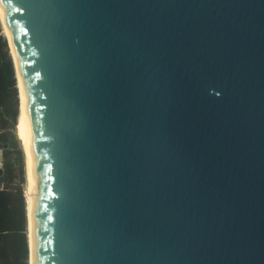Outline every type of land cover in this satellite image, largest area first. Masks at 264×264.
Listing matches in <instances>:
<instances>
[{"label":"water","instance_id":"water-1","mask_svg":"<svg viewBox=\"0 0 264 264\" xmlns=\"http://www.w3.org/2000/svg\"><path fill=\"white\" fill-rule=\"evenodd\" d=\"M1 1L35 264H264V0Z\"/></svg>","mask_w":264,"mask_h":264},{"label":"trees","instance_id":"trees-1","mask_svg":"<svg viewBox=\"0 0 264 264\" xmlns=\"http://www.w3.org/2000/svg\"><path fill=\"white\" fill-rule=\"evenodd\" d=\"M16 70L0 20V142L4 149V185L0 188V264H29L26 222L24 159L12 130L19 115Z\"/></svg>","mask_w":264,"mask_h":264},{"label":"bare ground","instance_id":"bare-ground-1","mask_svg":"<svg viewBox=\"0 0 264 264\" xmlns=\"http://www.w3.org/2000/svg\"><path fill=\"white\" fill-rule=\"evenodd\" d=\"M0 17L3 25V31L7 35L10 46L11 53L14 57L15 70L17 77V85L19 89V99H20V111L19 118L17 121V129L20 141L22 143L24 157H25V170H26V204H27V217H28V242H29V264H35V213H36V167H35V155L33 146V137L31 131L29 107L21 72V67L16 52L13 37L10 31L9 24L3 15L2 1L0 0ZM1 157V156H0ZM3 160V157L0 160Z\"/></svg>","mask_w":264,"mask_h":264},{"label":"rangeland","instance_id":"rangeland-1","mask_svg":"<svg viewBox=\"0 0 264 264\" xmlns=\"http://www.w3.org/2000/svg\"><path fill=\"white\" fill-rule=\"evenodd\" d=\"M0 19H1V17H0ZM1 24H2V21H1ZM2 27H3V25H2ZM14 58V57H13ZM17 78V77H16ZM18 106H19V111H20V99H19V104H18ZM18 118H19V115H18ZM4 158V157H3ZM26 167V166H25ZM26 180H27V177H26V170H25V181L22 183V185H23V193H24V198L26 197V194H25V190H26V186H25V184H26ZM28 263H29V261H28Z\"/></svg>","mask_w":264,"mask_h":264},{"label":"crops","instance_id":"crops-1","mask_svg":"<svg viewBox=\"0 0 264 264\" xmlns=\"http://www.w3.org/2000/svg\"><path fill=\"white\" fill-rule=\"evenodd\" d=\"M4 183H2V187H3ZM25 209H26V200H25ZM26 222H27V213H26Z\"/></svg>","mask_w":264,"mask_h":264},{"label":"clouds","instance_id":"clouds-1","mask_svg":"<svg viewBox=\"0 0 264 264\" xmlns=\"http://www.w3.org/2000/svg\"><path fill=\"white\" fill-rule=\"evenodd\" d=\"M29 261V260H28Z\"/></svg>","mask_w":264,"mask_h":264}]
</instances>
